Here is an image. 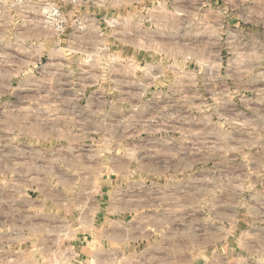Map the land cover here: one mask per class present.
<instances>
[{"label":"crops","instance_id":"obj_1","mask_svg":"<svg viewBox=\"0 0 264 264\" xmlns=\"http://www.w3.org/2000/svg\"><path fill=\"white\" fill-rule=\"evenodd\" d=\"M12 2L0 0V84H26V79L32 76L33 63L39 64V69L46 68L48 64L57 66L61 63H72L76 58L70 54L90 52L91 47L47 45L43 33L45 30L40 27V21L48 4L60 6L67 22V31L73 25V16H76L85 24L88 32L95 28L104 35L108 32L105 28L108 14H103L96 2L94 5H81L74 14L67 10L70 6L65 0H23L17 4ZM160 20L165 21L163 28H167V46H147L143 41V33L147 29L143 28L138 18L135 19V45H129L126 16L120 20L119 35L114 36V41H118V44L103 45V40H100L98 47L94 46L92 49L105 50L108 53L119 52L121 59L125 54V61L128 59V52H135L136 67L144 66L146 60L152 63L157 61L154 56L145 58L144 54L150 52L231 54L224 61L231 62L233 68H241V64L247 63V67L255 71L242 78L233 76L228 83L264 85V25L259 21H252L245 15L234 12L214 14L211 18L201 13L194 20L188 14L169 13ZM187 59L189 57L185 55L184 69L187 67ZM202 59L200 56L201 62ZM191 66L190 62L189 67ZM5 68L9 77L6 81L2 79L5 77L2 72ZM140 80L142 83V79L137 78V85ZM40 81L43 84L48 83L47 78ZM200 82L203 83L202 80ZM50 83L58 84L59 79L50 80ZM184 84L188 83L185 81ZM3 100L18 102V113L24 118L17 125L20 140L13 144L9 142V149H14L9 158L13 157L15 165L18 166L50 162L56 166L57 171L53 175H44V170L40 169L38 176L32 178L31 168L27 171L25 167L23 170V180L41 181L38 189H35L39 192L36 198L41 200V213H33L28 207L20 210L23 213L22 219L18 216L17 223L13 226L17 234L4 242L8 247L17 249L14 252H18L17 260L24 263L31 261L30 239L38 237L40 243L37 253L40 254V259L54 260L56 264H83L87 261L109 264L112 259H136L150 261L151 264H194L191 256L180 250L176 251L177 246L184 244L177 240L176 233H162L163 240L158 234L163 230L191 227L190 210L186 207L190 204V179L187 180L184 176L177 182L175 178L181 175L152 172L151 176L157 178L152 180L151 195L146 196L145 186L149 182L143 172L145 162L142 156L134 159L135 172L129 167L133 164L131 159L130 162L120 163V167L116 165L117 169L109 166V172L96 175L94 156L76 153L75 149L112 147L109 135L112 131L108 128L106 131L105 126L107 124L110 128L112 114L97 108L94 94L0 92V102ZM32 101L39 103L35 110L31 109L36 113L35 118L28 121L26 115ZM27 102L30 104L27 105ZM227 102L232 106V123L217 125L218 132L226 134V143H222L221 148L217 146L215 157H202L196 162L201 168L198 183H195L200 214L199 224L195 227L201 231L216 229V234L210 240L202 235L200 237V245L206 250L209 244H228L232 246L233 252L231 257H226L227 254H208L206 251L201 253L200 262L205 260L203 264H225V260H230L234 264L236 260L245 257L239 251L235 252L238 250L236 246L239 248L243 245L247 247L246 259L250 263L264 264V96L245 93L233 95ZM136 107L138 108V104ZM48 112L57 117L54 120V124L58 126L57 131L67 134L57 146L47 140L48 130L45 127L48 126V121L43 117ZM236 116L239 118L237 121ZM97 117L105 118L103 124L106 121L104 139L98 142L95 140ZM33 137L39 140L32 141ZM135 143L138 144V139ZM60 148L70 152L64 156H48L49 149ZM33 149L36 150L34 161ZM172 159L167 163L176 164L177 160ZM179 159L183 162L179 160L178 163H189L184 158ZM152 162L158 163V159L153 158ZM209 164L213 167L215 181L210 219L207 182ZM204 165L205 168L202 167ZM21 172L22 169H19V174ZM161 176H166L169 181L162 188L154 182L159 181ZM97 177L99 182L91 186L90 182H96ZM225 182L231 184L232 196L229 200L224 192ZM148 206L151 207V213L148 214L147 211L148 216L145 218L144 209ZM161 207L167 208L165 213L161 211ZM53 209L55 212L52 214ZM33 215L44 220L33 226ZM221 230H230V234L224 237L220 235ZM145 244L153 245L150 256H145V251L148 250L140 252L141 245ZM113 254L120 256L113 258Z\"/></svg>","mask_w":264,"mask_h":264},{"label":"rangeland","instance_id":"obj_2","mask_svg":"<svg viewBox=\"0 0 264 264\" xmlns=\"http://www.w3.org/2000/svg\"><path fill=\"white\" fill-rule=\"evenodd\" d=\"M13 1V0H12ZM12 2L14 4L20 3ZM69 3L68 11L77 13V8L81 5L88 6L98 4L101 12L108 14L107 25L108 32L104 35L100 33L98 28L90 30L85 29V24L82 23L76 16H73V25L65 30L66 20L63 17L61 8L58 5L48 4L43 11L40 27L45 31V39L47 45L62 44L91 47L90 52L73 53L76 59L72 63H61L57 66L48 64L46 68L39 69V64L33 63L32 76L26 79V84L10 85L8 83L0 84L1 93L15 92H32V93H90L94 94L97 99V108H101L104 112H111V126L104 123V117H97V131L95 140L102 141L104 139V125L112 133L109 134L112 141L110 148H96L94 150L75 149L78 154H89L94 158V169L96 175L98 173L109 172L110 167L116 168L120 163L125 161L131 162L132 172H135L134 159L137 156L144 158V173L145 179L149 182L145 186V195L150 196L152 180L156 179L151 176L152 172L161 174L172 173L176 177V181L186 176L187 180H191V193L187 209L190 210L191 218L190 228L186 229H171L160 231V239L162 233H176L177 240H181L184 244L177 250L185 253L193 258L194 264H203L205 260L200 262L201 253L227 254L226 257H231L233 252L232 246L209 244L207 250L200 245L201 235L210 240L215 234L216 229L208 228L202 230L195 227L199 224V196L196 193V182L198 183L200 168L196 164L202 157L213 158L216 154L217 146L222 147V143H226V134L218 132L217 125L232 123V106L227 100L233 95L241 94H258L264 96V85H247V84H231L233 76L242 78L249 76L251 70L246 64H241V68L232 67L231 62H226L227 56L231 54L221 53H147V56L157 58V61L145 62L144 66L136 67L134 59L135 52H128L127 61L119 52H106L105 50L93 51V47L100 44H118L114 41V36L119 35L120 20L128 19V44L135 45V19L140 20L143 28L147 32L143 33V41L150 48L156 44L162 46L168 45L167 28H163L164 22L160 20L162 16L169 13H180L191 15V18H198L199 14H207L209 18L218 13H238L245 15L252 21H259L264 25V0H87L84 2H75L65 0ZM96 2V3H95ZM57 6L61 12V21L63 29L57 31L52 24L45 22L44 16L51 8ZM165 18V17H164ZM39 24V23H38ZM142 35V34H141ZM2 43V42H1ZM4 43V42H3ZM34 43V41H33ZM134 49V47H132ZM187 59V67L183 68L184 57ZM200 56L203 61H200ZM124 57V59H123ZM161 59V62L159 60ZM175 60V61H174ZM34 61V58H33ZM191 62L192 66L189 67ZM160 63V64H159ZM36 70V72H35ZM5 77L4 81L9 80L7 68L2 70ZM47 78L48 83L43 84L42 81ZM59 79V83H50V80ZM137 78L142 79V83L137 85ZM202 80L203 83L200 81ZM30 83L28 84V82ZM188 84H184V82ZM142 101V102H141ZM39 101H32L31 106H28L27 120L35 118V110ZM30 104L27 102V105ZM138 104V108L136 107ZM50 108V107H49ZM20 106L18 102L12 100H3L0 102V264H56L54 260L40 259L39 249L40 240L38 237L31 238V261L17 260L19 255L17 249L8 247L4 242L9 237H15L16 229L13 227L17 223L18 216L22 219L20 210L23 207H28L31 212L41 213L40 202L36 198L39 192L38 186L41 184L39 180H23L24 168L32 170V178L38 176L39 170H44V175H53L56 173V166L50 162L39 165L33 163L31 166L15 165L13 157L9 158L10 152L14 149H9V142L12 144L20 140L17 125L24 118L18 113ZM219 113V115L217 114ZM218 115V116H217ZM55 114L48 112L43 118L48 121V141L54 142L55 146L61 144L63 136L67 135L57 131L58 126L54 124ZM57 118V117H56ZM236 121L239 119L235 117ZM53 123L51 124L50 122ZM101 124V125H100ZM141 129L143 134L141 135ZM71 134H68V136ZM138 139V144L135 141ZM38 138H32V141H37ZM229 141V140H228ZM53 143V144H54ZM98 144V143H97ZM70 150L49 149V157L57 155L64 156ZM36 150H32L33 161ZM158 159V163H153L152 159ZM175 158L176 164L167 161H172ZM189 163H178L182 159ZM38 160V159H37ZM50 161V159H49ZM155 162V161H154ZM111 164V165H110ZM105 165V166H104ZM110 166V167H109ZM58 167V166H57ZM120 167V166H119ZM202 167H206L205 165ZM208 168V217L210 219V206H212V196L215 193L214 170L211 164ZM19 169L22 172L19 174ZM117 169V168H116ZM113 171V169L111 170ZM18 173V174H17ZM205 173V172H204ZM28 177L29 174H25ZM102 178V177H101ZM172 180V178H171ZM197 180V181H196ZM99 182L98 177L96 182H90V185ZM162 188L169 181L166 176H161L159 181H154ZM173 181H171L172 183ZM178 182V181H177ZM44 183H46L44 181ZM54 183V182H53ZM156 187V185H155ZM157 190V189H156ZM148 191V193H146ZM224 192L228 199L232 196L230 182H225ZM156 194V193H155ZM228 206V205H226ZM225 206V207H226ZM156 206V210L159 209ZM149 208V209H148ZM144 209V217L150 214L151 207ZM178 211V206H176ZM46 211L47 209L44 208ZM44 210V211H45ZM167 208L161 207V211L165 213ZM149 211L148 214L146 212ZM55 212L53 209L52 214ZM46 215V214H45ZM177 216V214H176ZM44 219L39 216L31 217V224L39 225ZM178 223V218L177 221ZM168 231V232H167ZM230 230H221L220 235L227 236ZM163 240V239H161ZM140 252L145 250V256H150L151 244L141 245ZM241 255L240 260H236L234 264H254L246 259L248 253L247 247L240 245L236 246ZM135 252V251H134ZM173 252V251H172ZM67 253V252H66ZM120 254H113V258H118ZM207 261V260H206ZM208 257V262H209ZM73 264V262H66ZM65 263V264H66ZM150 261L143 260H119L112 259L109 264H151ZM83 264H104L99 261H87ZM225 264H231L230 260H225Z\"/></svg>","mask_w":264,"mask_h":264},{"label":"built area","instance_id":"obj_3","mask_svg":"<svg viewBox=\"0 0 264 264\" xmlns=\"http://www.w3.org/2000/svg\"><path fill=\"white\" fill-rule=\"evenodd\" d=\"M14 2H19L20 0H13ZM75 2H84L87 0H71ZM45 22L52 24L55 30L61 31L63 29V24L61 21V12L57 6L51 7L44 16Z\"/></svg>","mask_w":264,"mask_h":264}]
</instances>
